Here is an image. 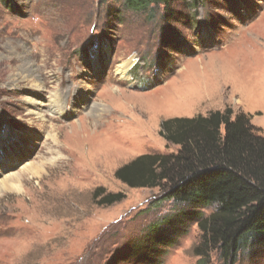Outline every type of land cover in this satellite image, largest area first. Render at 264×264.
Masks as SVG:
<instances>
[{"label": "rangeland", "instance_id": "374dc122", "mask_svg": "<svg viewBox=\"0 0 264 264\" xmlns=\"http://www.w3.org/2000/svg\"><path fill=\"white\" fill-rule=\"evenodd\" d=\"M228 1L233 11L227 0H189L166 16L124 0H0V183L23 177L21 192L0 190V264H202L198 220L168 248L152 234L191 208L115 172L176 153L159 134L169 119L230 107L264 135V0ZM54 92L65 115L47 109L43 125L30 101ZM30 165L41 176L23 174ZM98 189L125 200L98 206ZM207 264L225 263L215 252ZM235 264H264V243Z\"/></svg>", "mask_w": 264, "mask_h": 264}, {"label": "trees", "instance_id": "16d2710c", "mask_svg": "<svg viewBox=\"0 0 264 264\" xmlns=\"http://www.w3.org/2000/svg\"><path fill=\"white\" fill-rule=\"evenodd\" d=\"M188 1L124 0V6L138 13L162 7L169 16L176 5ZM252 120L230 107L206 116L166 120L159 134L178 151L143 155L117 169L115 178L130 189L158 190L157 200L191 208L154 226L158 245L168 248L178 242L190 219L199 221L201 242L194 254L202 264L215 252L225 264H235L241 252L264 243V135ZM124 200V195L104 189L94 194L101 207ZM204 210L213 212L205 217Z\"/></svg>", "mask_w": 264, "mask_h": 264}, {"label": "bare ground", "instance_id": "6f19581e", "mask_svg": "<svg viewBox=\"0 0 264 264\" xmlns=\"http://www.w3.org/2000/svg\"><path fill=\"white\" fill-rule=\"evenodd\" d=\"M136 65V63H135ZM132 66V63H124L121 64L118 68L117 72L121 76L122 79L126 78L127 69ZM134 66V65H133ZM34 87V86H33ZM37 89H41L40 85L35 86ZM47 103L43 102H32L30 101V104L34 108L33 111H30V114H33L40 123L43 125L46 124V114L47 112L45 110L49 109L50 115L55 116L57 118L64 117L65 115V103L63 100V97L60 93L54 92L50 94L49 98L47 99ZM74 109V108H73ZM48 111V110H47ZM76 112V111H75ZM32 116V115H31ZM15 164L12 163L9 167L14 166ZM31 174L32 177L41 176L40 169L37 165H30L27 166L23 172V174ZM22 174V173H21ZM28 174V175H29ZM22 175H12L4 179L3 182L0 183V190L1 191H22Z\"/></svg>", "mask_w": 264, "mask_h": 264}]
</instances>
